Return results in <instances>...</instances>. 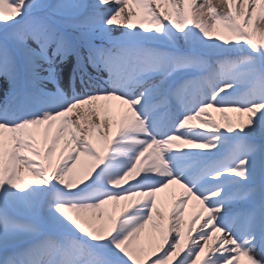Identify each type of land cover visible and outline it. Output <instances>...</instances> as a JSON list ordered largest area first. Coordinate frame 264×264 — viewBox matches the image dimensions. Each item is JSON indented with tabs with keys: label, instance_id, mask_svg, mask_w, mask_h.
Returning <instances> with one entry per match:
<instances>
[{
	"label": "snow or ice",
	"instance_id": "6c2138e0",
	"mask_svg": "<svg viewBox=\"0 0 264 264\" xmlns=\"http://www.w3.org/2000/svg\"><path fill=\"white\" fill-rule=\"evenodd\" d=\"M221 3L0 0V264H264V0Z\"/></svg>",
	"mask_w": 264,
	"mask_h": 264
},
{
	"label": "rangeland",
	"instance_id": "374dc122",
	"mask_svg": "<svg viewBox=\"0 0 264 264\" xmlns=\"http://www.w3.org/2000/svg\"><path fill=\"white\" fill-rule=\"evenodd\" d=\"M212 3H213V5L217 8V11L218 12H223V11H226V8H225V5H223L222 3H221V0H212ZM202 19L203 20H205V21H207V20H209V16H208V14H207V11H206V9H205V15L202 17ZM215 34V33H214ZM117 35H118V33H117ZM97 73V72H96ZM98 76H99V73H98ZM106 76H107V74L106 73H100V77L101 78H106ZM69 78H70V73H66L62 78H61V86H64L65 88H66V86H68V84H69ZM50 86H52V85H50ZM52 90H54V88L52 87L51 88ZM3 99H4V97H3V94L2 93H0V102H2L3 101ZM209 112L212 114V116H214L220 123H224V121H223V119H222V117H221V113L219 112V111H217L215 108H213V109H209ZM227 115L228 116H231V117H233L234 119H246V115H243V114H241L240 113V115H236V113L234 112V111H229L228 113H227ZM177 185H174L173 187L175 188ZM170 199V198H169ZM165 201H166V199H165ZM170 200H168V201H166L165 203L167 204V206L168 205H170ZM190 202H193V203H195V200H190L189 202H188V209H189V206H190ZM197 203V202H196ZM188 211V210H187ZM186 214V213H185ZM188 221H189V219H188ZM186 221H184V223H185ZM187 228H188V224H186V225H184V231L185 232H187ZM150 232V227L149 228H146V230H145V233L142 235V239H143V241L145 242V243H147V240H148V233ZM185 234H187V233H185Z\"/></svg>",
	"mask_w": 264,
	"mask_h": 264
},
{
	"label": "bare ground",
	"instance_id": "6f19581e",
	"mask_svg": "<svg viewBox=\"0 0 264 264\" xmlns=\"http://www.w3.org/2000/svg\"><path fill=\"white\" fill-rule=\"evenodd\" d=\"M157 196L159 197L160 195L159 194H157ZM159 201V200H158ZM121 203H123V202H121Z\"/></svg>",
	"mask_w": 264,
	"mask_h": 264
}]
</instances>
